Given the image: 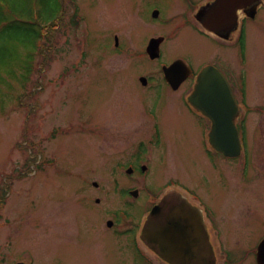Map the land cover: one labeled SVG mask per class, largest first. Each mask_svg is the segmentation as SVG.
<instances>
[{"label":"rangeland","instance_id":"1","mask_svg":"<svg viewBox=\"0 0 264 264\" xmlns=\"http://www.w3.org/2000/svg\"><path fill=\"white\" fill-rule=\"evenodd\" d=\"M77 7L79 22L66 5L39 41L32 18L0 22V185L10 175L0 188L7 191L0 264H159L140 230L155 196L179 183L213 215L223 264H257L264 233V9L247 22L239 65L235 35L225 46L200 35L179 0H77ZM161 34L163 56L151 60L146 46ZM217 54L227 56L230 74L241 68L245 76L246 181L243 157L208 150L205 122L189 113L183 96L193 80L174 90L161 71L178 57L199 68ZM153 121L159 147L132 155L154 132ZM141 159L150 168L144 175ZM134 187L138 198L129 193Z\"/></svg>","mask_w":264,"mask_h":264},{"label":"flooded vegetation","instance_id":"2","mask_svg":"<svg viewBox=\"0 0 264 264\" xmlns=\"http://www.w3.org/2000/svg\"><path fill=\"white\" fill-rule=\"evenodd\" d=\"M181 4L186 5V10L183 13L185 18H188V14L191 12L193 13L194 18L196 19V22L194 23L191 20L187 19L190 25L193 24V28L195 31H197L200 35H203L206 38H209L210 40L215 41L220 46H225L227 42H230L233 40V36L236 37V43H237V61L238 64L241 65V34H246L247 29V21L251 19H256L263 11L264 9V0H255L252 2V0H244L243 8H239L237 10L238 13V21L236 25L232 29V34L230 38L224 37V34H227L230 29L225 30L223 33H216L214 31H210L203 27L201 22L197 19V15L202 11L205 5H208L215 0H179ZM256 6V9H255ZM254 8L256 11V15L254 17H250L248 13H250L251 9ZM154 10H160L159 8H155ZM162 13L160 12V16ZM159 16V17H160ZM228 61L227 56L225 58L223 55H215L214 59L202 63L201 67H203L204 64H213L219 69H221L225 75L228 77L230 83L232 84V87L235 89V94L237 96L238 102L241 103L242 101V94L240 95V89L236 87L235 80L238 79L239 84L241 85V68H238L236 73L233 68L232 74H230V71L227 67L223 65ZM193 68V67H192ZM188 110L189 113H192L199 117L200 119L204 120L205 124V144L212 152H216L212 150L209 144V141L207 139L208 132L211 129V120L205 117L203 114L198 112L197 110L193 109L188 104ZM247 110L241 109V113L238 117L239 122H241V129L245 130L246 127V117ZM150 116L153 118L152 112ZM154 120V119H153ZM155 125V129H153L154 132H152L150 138L141 140L136 147L131 151L132 155H134L136 151L142 152L143 148L145 146H150L152 148L159 147V140L156 136V122L153 121ZM150 139V140H149ZM164 144V143H163ZM140 150V151H139ZM210 151V152H211ZM222 156L223 154L216 152ZM225 157V156H224ZM142 158V155L141 157ZM251 164V157L250 155H247L242 163L243 165V172L246 170L247 174L243 175V172L241 173V181H246L249 179L248 176V168ZM131 167V166H130ZM247 167V168H246ZM139 172H141V175H144L149 172L150 168L148 166V162H144L142 159L138 164ZM134 171V170H133ZM132 171V172H133ZM134 174V172L132 173ZM247 175V177H246ZM164 194L160 195L159 199L154 204H159V213L157 216V222L159 223V229L163 234L166 232L168 234V231H165L166 225L172 221L173 219L177 222L184 223L185 221H191L194 222L195 227L190 230H184L185 233H188L189 235L185 237V242L187 244V252L185 254H175L174 256H168L169 255V248H164L160 244H155L158 252L154 253L156 258L159 261V264H172L170 260H173V264H220V262L226 260V253L222 251V244H223V238H221V232L219 228H216L213 222V215L208 212V210L204 207V203L202 202L201 198L198 196V194L195 191H190V193L186 192L187 195H184L180 190L177 189H169L165 190ZM259 198V197H258ZM188 203H191L189 205ZM242 208V206H240ZM221 218H219L218 223L221 222ZM217 224V223H216ZM112 228V227H111ZM218 229V230H217ZM172 231H169V236L171 238ZM263 239V238H261ZM191 245L190 248H188ZM171 249V248H170ZM188 256V257H186ZM188 261V262H187ZM31 264H36L35 262H31Z\"/></svg>","mask_w":264,"mask_h":264},{"label":"water","instance_id":"3","mask_svg":"<svg viewBox=\"0 0 264 264\" xmlns=\"http://www.w3.org/2000/svg\"><path fill=\"white\" fill-rule=\"evenodd\" d=\"M243 1L216 0L215 3L206 7L198 15V18L207 29L223 33L225 30L231 29L235 24L236 10L239 6L243 5ZM154 14L157 15L158 11L156 10ZM253 14L254 12H251V15ZM163 39L164 37L161 36L150 40L147 52L152 58L160 55V44ZM164 73L170 85L174 89H178L181 83L190 75L191 67L184 60L178 59L170 66H165ZM141 80L143 83H147L145 77H142ZM189 101L195 108L213 120L214 124L210 135V142L214 148L227 156L239 155L241 152V142L235 123L239 108L224 73L214 65L205 66L197 76L194 90L189 96ZM133 193L137 195V191H133ZM158 213L159 205H156L152 209L151 216L156 218ZM149 222V228L144 231L149 242H159L164 248L168 247L169 251H171L168 256L171 254L175 255V251L182 254L188 251L185 237L189 234L185 233L184 230L193 229L195 227L194 222L185 221L181 223L173 219L165 227V231H168V234L166 232L163 234L159 230V223L156 219H150ZM169 231H172L171 238ZM190 247L191 245L188 248ZM257 261L259 264H264V239L258 247ZM16 264L25 263L18 262Z\"/></svg>","mask_w":264,"mask_h":264},{"label":"trees","instance_id":"4","mask_svg":"<svg viewBox=\"0 0 264 264\" xmlns=\"http://www.w3.org/2000/svg\"><path fill=\"white\" fill-rule=\"evenodd\" d=\"M66 5L77 11V4L74 0H39L38 4H35L33 0H0V22L9 15L13 17H19L20 15L21 17L32 18L34 22L31 24L37 33L39 41L48 34L50 27H54L52 23L64 13ZM70 14V18L72 17L71 21L74 20V23H77L78 19H76L75 15L71 12ZM37 45L39 46V44ZM1 48L2 47H0V49ZM3 182L0 188L1 186H6L7 182ZM6 192L7 191H3V193H0V209L4 206Z\"/></svg>","mask_w":264,"mask_h":264}]
</instances>
